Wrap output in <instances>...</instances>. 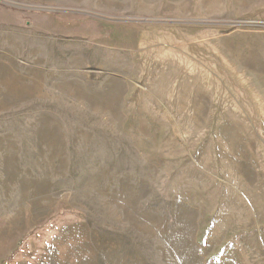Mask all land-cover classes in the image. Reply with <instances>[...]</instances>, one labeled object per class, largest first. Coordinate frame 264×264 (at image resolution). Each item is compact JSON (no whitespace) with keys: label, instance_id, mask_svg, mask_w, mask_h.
<instances>
[{"label":"rangeland","instance_id":"374dc122","mask_svg":"<svg viewBox=\"0 0 264 264\" xmlns=\"http://www.w3.org/2000/svg\"><path fill=\"white\" fill-rule=\"evenodd\" d=\"M0 264H264V0H0Z\"/></svg>","mask_w":264,"mask_h":264}]
</instances>
